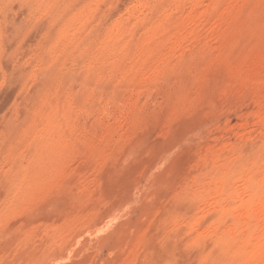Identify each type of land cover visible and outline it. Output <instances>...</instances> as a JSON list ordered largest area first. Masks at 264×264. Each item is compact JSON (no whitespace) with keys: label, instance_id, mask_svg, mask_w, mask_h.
<instances>
[{"label":"rangeland","instance_id":"1","mask_svg":"<svg viewBox=\"0 0 264 264\" xmlns=\"http://www.w3.org/2000/svg\"><path fill=\"white\" fill-rule=\"evenodd\" d=\"M0 264H264V0H0Z\"/></svg>","mask_w":264,"mask_h":264}]
</instances>
